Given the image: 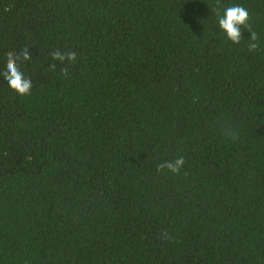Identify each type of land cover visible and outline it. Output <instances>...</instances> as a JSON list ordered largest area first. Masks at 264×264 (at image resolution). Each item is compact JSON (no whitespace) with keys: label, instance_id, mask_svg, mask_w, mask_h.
Listing matches in <instances>:
<instances>
[{"label":"trees","instance_id":"1","mask_svg":"<svg viewBox=\"0 0 264 264\" xmlns=\"http://www.w3.org/2000/svg\"><path fill=\"white\" fill-rule=\"evenodd\" d=\"M25 47L30 94L0 74V264H264V0H0V73Z\"/></svg>","mask_w":264,"mask_h":264},{"label":"clouds","instance_id":"2","mask_svg":"<svg viewBox=\"0 0 264 264\" xmlns=\"http://www.w3.org/2000/svg\"><path fill=\"white\" fill-rule=\"evenodd\" d=\"M248 10L241 5H230L223 10V13H217V24L219 30L223 31L227 38L234 44H239L242 39L241 28L247 29L250 33L249 43L247 45L250 52H254L258 48L257 34L251 30L248 25L249 21ZM53 60H68L74 62L76 60V53L74 51H68L62 53L59 50L49 53ZM6 66L3 73L4 79L7 81L9 87L16 91L19 95L30 94L32 88V81L26 77L24 72L21 71L17 61H28L31 59V53L28 48H23V51L17 53L15 51H9L6 54ZM53 69L56 67L55 64L51 66ZM62 73L67 75V68L62 69ZM225 136L236 139L237 134L232 129L224 130ZM185 160L183 156L177 157L174 161H166L158 165V171L168 169L173 174H178L184 165Z\"/></svg>","mask_w":264,"mask_h":264}]
</instances>
